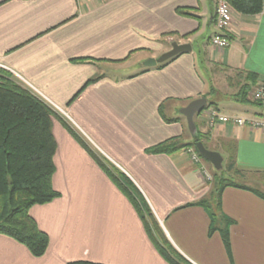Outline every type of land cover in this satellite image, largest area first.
<instances>
[{
  "label": "crops",
  "instance_id": "1",
  "mask_svg": "<svg viewBox=\"0 0 264 264\" xmlns=\"http://www.w3.org/2000/svg\"><path fill=\"white\" fill-rule=\"evenodd\" d=\"M216 2L0 0V62L61 113L60 120L53 119V186L61 195L30 209L49 235L48 249L36 257L0 234V264H171L129 197L89 149L136 186L159 230L190 263L264 264V198L245 188L224 189L222 214L231 219L229 253L220 230L210 232L209 211L197 203L210 186L189 154L146 151L173 137L182 140L190 131L180 110L206 97L213 104L195 116L199 130L221 154H234L249 184L264 189V179L253 176L264 173V132L232 122L211 126L205 116L207 108L216 107L228 116L264 117V111L251 113L236 100L248 73L259 77L251 90L264 81V10L254 15L235 10L230 30L223 33L216 27ZM178 7L190 8L198 17L180 15ZM216 34L228 36L230 45L215 47L211 39ZM175 41L190 43L193 50L162 68L143 65L169 51ZM137 64L133 73L112 75ZM209 65L227 77L224 97L200 72ZM100 75L70 103L88 80ZM233 75L238 90L230 89L237 85ZM223 98V104L217 103Z\"/></svg>",
  "mask_w": 264,
  "mask_h": 264
},
{
  "label": "trees",
  "instance_id": "2",
  "mask_svg": "<svg viewBox=\"0 0 264 264\" xmlns=\"http://www.w3.org/2000/svg\"><path fill=\"white\" fill-rule=\"evenodd\" d=\"M234 10L248 15H254L264 10V0H228ZM177 13L184 16L198 17L190 8L178 7ZM185 35V37H187ZM180 55V54H179ZM177 55V56H179ZM177 56L158 64L165 67ZM149 70L145 68L144 71ZM103 76H96L72 98L74 101L90 84L97 82ZM257 74L248 73L245 83L236 93V100L241 103L263 104V101L250 97L252 87L258 82ZM213 104L209 102L208 105ZM162 111V107L160 106ZM55 111L38 96L28 89L15 83L6 76H0V234L9 236L25 245L32 255L43 256L49 246V235L42 230L31 216L30 209L36 204H46L58 198L61 194L53 186V175L56 170L54 156L57 141L53 133V118ZM168 122L172 119L166 118ZM65 123V122H64ZM67 128L78 139L86 143L68 125ZM207 134L199 130V135L189 143L181 142V137H173L148 148V153H167L184 149L187 146L196 148V141H203L205 146ZM87 147V145H86ZM89 149V147H87ZM197 149V148H196ZM107 174L129 197L140 214L148 234L162 255L171 264H192L185 259L164 237L160 243L152 228L159 230L157 220L148 203L136 186L124 175L117 174L114 166L89 149ZM201 155V154H200ZM202 156V155H201ZM226 170L232 175L216 173L210 191L197 203L209 211L212 226L210 232L220 230L224 245L231 253L230 218L222 214V194L226 187L233 186L253 191L264 198V189L252 186L247 182L246 172L237 167L233 153L228 158ZM161 232V231H160ZM67 264H101L91 261H71Z\"/></svg>",
  "mask_w": 264,
  "mask_h": 264
},
{
  "label": "rangeland",
  "instance_id": "3",
  "mask_svg": "<svg viewBox=\"0 0 264 264\" xmlns=\"http://www.w3.org/2000/svg\"><path fill=\"white\" fill-rule=\"evenodd\" d=\"M207 66H208V64H207ZM134 67H136V69H138L140 66L137 64L136 66H129V67L125 68V69H120L118 71L115 70L112 73V75L114 77H122L124 75H128L130 73H133ZM218 68L219 67L216 66V65H209L208 70L202 69L200 67V72L209 81L210 87H215V88H218L219 90H221L222 91V96L224 97L225 96V93L227 92V88L229 87V83H228L227 77ZM0 76L1 77L2 76L9 77L15 83H17L20 86L28 89L33 94H35L36 96H38L41 100H43L44 102H46L55 111L54 118H57V119L60 120V118H61L59 116V114H61L60 111H58L57 109H54L55 107L53 105H51L50 102H48L46 99H44L43 96H41L37 91L33 90L26 82H24L17 75L13 74L11 71H9L7 69H4V68L0 67ZM232 80L237 85L235 86V88H230V89H232V90H238V87H237L238 86L237 76L233 75L232 76ZM224 101H225V99L223 98V99L218 100L217 103H219L221 105V103L223 104ZM240 105L243 108L249 109L251 111V113H252V110H255L256 112H263L264 111V103L263 104L241 103ZM174 115H179L180 116V112H175ZM62 116L64 118H67L65 115H62ZM184 120H185V122L187 121V119H186L185 116H184ZM61 121L63 122V124H67L66 121H64V120H61ZM192 141H193V137L191 136V133L187 131V133L185 134V137L182 138L181 142H183V143H186L187 142L188 143V142H192ZM206 143L208 144V146L210 148H212L214 150L216 149L217 151L220 152V148L219 147L214 146L213 144L209 143L207 140H206ZM190 149H193V151L189 152ZM182 151H185L186 153L189 154L190 160L194 164H196V167L198 169L202 170V167H206L208 169V172L211 174V177H212L211 180L207 181V183H209L208 185L210 187H211V184L214 181V175L216 173L223 174V175H227L228 174L229 176L232 175V172H229L228 173V171L226 170L227 165L229 163V159H227V157L224 156L223 154H222L224 156L223 168L220 169V170H216L214 168V166L208 160H206L205 158H203L200 155V153L198 152V150L196 148H194L193 146H187L184 149H182ZM192 152H195L197 154V157L196 158L192 156ZM248 176H250V174ZM253 176H255L256 178H263L264 179V173H262V174L261 173L260 174H253ZM152 230L154 231L155 237L157 238V240L160 243H163L164 242V239H163L164 237L167 239V237L162 232H160V230H156L155 226L152 228ZM168 242H169V240H168Z\"/></svg>",
  "mask_w": 264,
  "mask_h": 264
},
{
  "label": "built area",
  "instance_id": "4",
  "mask_svg": "<svg viewBox=\"0 0 264 264\" xmlns=\"http://www.w3.org/2000/svg\"><path fill=\"white\" fill-rule=\"evenodd\" d=\"M234 8L228 0H217L216 7V27L220 32H228L230 30L231 24L233 22ZM212 44L218 48H226L230 45V39L228 36L222 34H216L211 39ZM0 67L11 71L13 74L17 75L24 82H26L33 90L39 92L31 83L25 80L18 72L7 67L0 62ZM251 98L257 101H264V81L259 82L257 86L251 91ZM205 116L208 119L211 126H216L220 123L232 122L237 125H248L253 129L261 130L264 132V117H253V118H242V117H233L222 114L216 107H209L205 111ZM193 151L190 149L189 152ZM193 157H197L195 152H192ZM200 173L205 182L212 179L211 174L208 172L206 167H202Z\"/></svg>",
  "mask_w": 264,
  "mask_h": 264
},
{
  "label": "water",
  "instance_id": "5",
  "mask_svg": "<svg viewBox=\"0 0 264 264\" xmlns=\"http://www.w3.org/2000/svg\"><path fill=\"white\" fill-rule=\"evenodd\" d=\"M192 50L193 47L190 43L173 42L172 48L169 51L163 53L158 58H148L143 62V65L146 67H153L181 53L191 52ZM207 104V98L201 97L192 100L180 110V112L187 119L188 128L192 137H197L199 135V128L195 122V116L200 113L207 106ZM195 146L202 157L208 160L216 170L223 168L224 156L220 152L207 148L201 140L196 141Z\"/></svg>",
  "mask_w": 264,
  "mask_h": 264
}]
</instances>
